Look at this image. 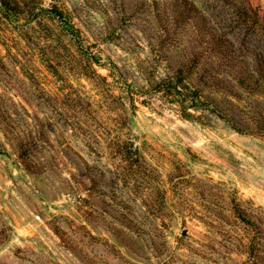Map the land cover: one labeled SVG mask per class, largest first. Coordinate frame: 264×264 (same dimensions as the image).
Wrapping results in <instances>:
<instances>
[{
	"label": "rangeland",
	"instance_id": "rangeland-1",
	"mask_svg": "<svg viewBox=\"0 0 264 264\" xmlns=\"http://www.w3.org/2000/svg\"><path fill=\"white\" fill-rule=\"evenodd\" d=\"M0 264H264V0H0Z\"/></svg>",
	"mask_w": 264,
	"mask_h": 264
}]
</instances>
